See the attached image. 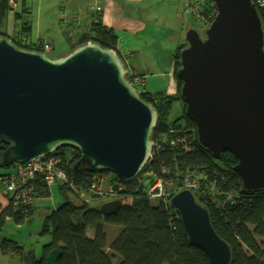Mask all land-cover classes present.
<instances>
[{
  "label": "water",
  "instance_id": "obj_1",
  "mask_svg": "<svg viewBox=\"0 0 264 264\" xmlns=\"http://www.w3.org/2000/svg\"><path fill=\"white\" fill-rule=\"evenodd\" d=\"M217 9L204 34L186 30L177 75L181 97L199 143L215 158L232 152L246 189H264V28L254 0H213ZM113 48L89 41L61 57L29 50L0 36V143L3 163L26 162L72 146L81 150L75 168L108 170L126 183L148 163L158 111L128 79ZM189 241L212 264H230L229 243L216 231L206 206L190 189L170 200ZM121 198L100 205L116 213ZM62 249L47 256L58 264Z\"/></svg>",
  "mask_w": 264,
  "mask_h": 264
},
{
  "label": "trees",
  "instance_id": "obj_2",
  "mask_svg": "<svg viewBox=\"0 0 264 264\" xmlns=\"http://www.w3.org/2000/svg\"><path fill=\"white\" fill-rule=\"evenodd\" d=\"M11 1L0 0V36L11 39L19 47L42 51L40 40L33 42L21 35L30 36L32 26L29 23L23 21L21 28L14 33L5 28L7 12L12 9ZM257 8L264 28V6ZM16 17L21 18V15L16 13ZM89 41L118 51V35L100 19L92 24L89 32L79 36L71 50ZM187 45V41L182 43L174 55L177 92L169 95L165 91H141L142 98L158 111L153 140L165 143L169 138L181 137L176 146L154 149L143 171L126 183L120 181L114 172L102 170L108 176L111 174L110 181L116 182V189L122 186L119 198L123 205L116 213L103 216L99 208L104 201L98 207H92L81 199L79 203L68 200L53 209L43 220L42 234L51 235V241L43 245L40 259H37L33 250L25 252L18 242L9 238H4L0 244L3 253L18 255L25 264H47L48 254L57 247L62 249L58 264H116V256L120 258L118 264H212L207 253L189 241L180 215L170 203L171 197L181 190L182 179L195 172L201 181V188L194 190L195 197L207 207L216 231L229 243L232 251L230 264H264V189L243 187L240 176L234 170L238 158L232 152L226 151L220 158H215L199 143L195 123L186 114L187 103L180 95L183 80L177 75L181 67L180 53ZM179 101L182 102L183 113L170 120L173 105ZM8 146L6 142L0 143V167H10L3 163V152ZM62 148L72 150L60 151L63 167L77 186L84 185L91 172L83 164L75 168L81 150L61 146L58 152ZM153 174L173 182L168 187V195L156 202L151 201L143 192L147 186L145 181L153 179ZM60 189L72 191L63 184H60ZM41 195L49 196L50 193L47 191L38 196ZM210 195L215 196L220 205L210 203L207 199ZM221 203L224 205L221 206ZM9 218L16 223L25 221L11 205L1 207L0 230ZM105 222L122 226L109 246ZM89 228L95 230L93 238L87 235Z\"/></svg>",
  "mask_w": 264,
  "mask_h": 264
},
{
  "label": "crops",
  "instance_id": "obj_3",
  "mask_svg": "<svg viewBox=\"0 0 264 264\" xmlns=\"http://www.w3.org/2000/svg\"><path fill=\"white\" fill-rule=\"evenodd\" d=\"M15 1L16 8L12 7L13 10H18L20 4H22L23 8L25 7L26 9L23 12H30V6L26 4L27 0ZM60 1L63 3L62 6L72 12L73 19L71 22L76 21L80 24L81 20L77 18L85 17L86 22L83 32H89L92 24L99 19L104 25L114 29L118 35L117 49L123 57L128 73L144 76L146 71H150L153 73L152 83L156 80L160 81L163 79L161 82L166 85V88L162 91H165L169 95L177 92V82L174 73V55L178 47L186 42V30L192 26V24H188L190 18H187L188 16L184 13L189 0ZM99 6L101 10H98ZM16 13L22 16L21 12L16 11L15 15ZM21 35L26 40H33L27 34ZM157 48L160 51L158 59L155 58L156 52L154 51ZM165 61L167 69L163 70L160 65ZM148 82L149 77L147 80L145 76V87L147 89ZM169 85L171 86L169 87ZM38 197L45 196L41 195ZM36 200L32 216L37 207ZM7 204L6 198L1 195L0 208L7 206ZM87 235L93 238L95 236V230L89 228Z\"/></svg>",
  "mask_w": 264,
  "mask_h": 264
},
{
  "label": "rangeland",
  "instance_id": "obj_4",
  "mask_svg": "<svg viewBox=\"0 0 264 264\" xmlns=\"http://www.w3.org/2000/svg\"><path fill=\"white\" fill-rule=\"evenodd\" d=\"M27 5L30 6V12H23V5L20 4L19 9L9 10L5 20V28L10 32L14 33L19 30L22 26V22L25 24L29 23L32 26V32L30 33L32 41L46 40L53 43L54 51L48 52L51 57H61L71 51V46L77 41L78 36L85 29V17L77 18L80 21L78 24L76 21H72V12L68 8L62 6L63 3L60 0H27ZM21 12V18L16 17L15 12ZM190 18L188 24H192L197 30L204 34L206 28L205 24L201 25L197 18L187 15ZM75 48V47H74ZM73 48V49H74ZM72 49V50H73ZM156 52L155 58H159V48L154 50ZM160 67L163 70L167 69L166 61L163 62ZM134 75V74H132ZM152 75L150 71L145 73L146 79L149 82L147 87L144 89L151 92H159L166 88V85L161 82L163 79L156 80L152 83ZM131 76L128 73V77ZM151 83V84H150ZM171 85H169L170 87ZM183 113L182 102H175L170 115V120H174L180 117ZM158 124V120H157ZM67 151L71 149L62 148L59 151ZM76 161L75 157H72ZM72 159L69 163L72 162ZM78 161V160H77ZM12 167H0V173L9 171ZM149 175V174H147ZM149 184L148 181H145ZM3 191L0 185V197ZM97 197V198H96ZM91 197L89 205L92 207H98L101 202L106 201L108 197L96 196ZM72 191L65 192L60 189V183L56 182L50 187V195L45 197H38L36 200V210L31 219H27L24 222L16 223L13 219H7L4 227L0 230V244L4 238H9L18 242L20 246L25 249V252L33 250L37 259L42 257L43 245L51 241V235L42 234L43 220L47 214L53 209L58 208L68 200H73L79 203L80 200ZM110 199V198H109ZM1 209V208H0ZM105 231L107 233L108 246L122 230L121 225L111 224L105 222ZM260 240V238H258ZM110 254V250H108ZM114 262L118 264L120 258L116 256ZM0 264H25L24 261L18 255L5 254L2 252L0 247Z\"/></svg>",
  "mask_w": 264,
  "mask_h": 264
},
{
  "label": "built area",
  "instance_id": "obj_5",
  "mask_svg": "<svg viewBox=\"0 0 264 264\" xmlns=\"http://www.w3.org/2000/svg\"><path fill=\"white\" fill-rule=\"evenodd\" d=\"M254 1L256 6H264V0ZM11 6L16 8L15 0L11 1ZM98 10H101L100 6ZM184 13L197 18L201 25L205 24L207 26L214 19L217 9L213 4V0H189ZM41 45L46 52H51L54 49L53 44L46 40L42 41ZM130 81L139 91H142L145 87V77L143 75H131ZM180 139L181 137L169 138V141L165 143H159L158 139H154L153 150L164 146L175 147ZM10 166L12 168L9 171L0 174V185L3 188L1 195L6 198L7 205H11L14 211L18 212L25 220L31 217L38 195L49 192L50 187L56 182L69 187L78 195L79 199L88 203L90 198L95 196L108 197L107 199L119 198L120 190L122 189V186L116 189V182L110 181L111 174L108 173V176L105 171L91 172L88 181L84 185L77 186L63 167L62 157L58 150L26 162H15ZM170 184H173L172 180H164L163 177H155L154 175L143 192L151 201L156 202L168 195ZM200 188L201 181L197 173L192 172L182 179L181 189H190L194 192V190H199ZM202 194L204 195L203 191ZM207 199L209 202L211 201L210 203L220 205L213 195L207 196ZM222 205L224 204L221 203Z\"/></svg>",
  "mask_w": 264,
  "mask_h": 264
},
{
  "label": "clouds",
  "instance_id": "obj_6",
  "mask_svg": "<svg viewBox=\"0 0 264 264\" xmlns=\"http://www.w3.org/2000/svg\"><path fill=\"white\" fill-rule=\"evenodd\" d=\"M214 4V3H213ZM215 6V5H214ZM211 23V22H210ZM42 41H44V40H42ZM42 41H41V43H42ZM51 43V42H50ZM53 44V43H52ZM54 46V45H53ZM114 49V48H113ZM54 50V49H53ZM116 50V49H115ZM39 51V50H38ZM43 52H46V51H44V50H42ZM117 51V50H116ZM52 52V51H51ZM118 52V51H117ZM48 53V52H47ZM118 54H119V52H118ZM121 57H122V55L121 54H119ZM122 59H123V57H122ZM127 68V67H126ZM127 72H128V70H127ZM127 75H128V73H127ZM129 75H132L131 73H129ZM135 75V74H134ZM140 75V74H139ZM145 77V76H144ZM128 79L130 80V76L128 77ZM134 85V84H133ZM135 87V86H134ZM137 91H139V89H136ZM140 93H141V91H139ZM56 151V150H55ZM49 193H50V191H49ZM97 198V197H96ZM103 198V197H102ZM113 199H115V198H113ZM107 200H111V199H106V201ZM105 202V201H104Z\"/></svg>",
  "mask_w": 264,
  "mask_h": 264
},
{
  "label": "flooded vegetation",
  "instance_id": "obj_7",
  "mask_svg": "<svg viewBox=\"0 0 264 264\" xmlns=\"http://www.w3.org/2000/svg\"><path fill=\"white\" fill-rule=\"evenodd\" d=\"M208 26V25H207Z\"/></svg>",
  "mask_w": 264,
  "mask_h": 264
}]
</instances>
